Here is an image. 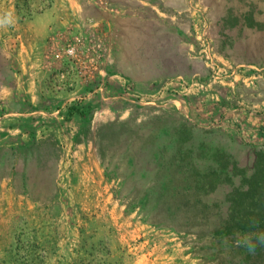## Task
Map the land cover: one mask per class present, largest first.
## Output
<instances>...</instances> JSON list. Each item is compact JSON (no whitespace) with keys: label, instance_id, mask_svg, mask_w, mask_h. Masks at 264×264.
Here are the masks:
<instances>
[{"label":"rangeland","instance_id":"374dc122","mask_svg":"<svg viewBox=\"0 0 264 264\" xmlns=\"http://www.w3.org/2000/svg\"><path fill=\"white\" fill-rule=\"evenodd\" d=\"M7 12L0 264H264V246L236 245L264 219L223 229L231 193L264 178V0H0ZM73 34L101 55L61 86L44 57ZM199 175L202 189L163 200L177 228L152 224V187Z\"/></svg>","mask_w":264,"mask_h":264},{"label":"trees","instance_id":"16d2710c","mask_svg":"<svg viewBox=\"0 0 264 264\" xmlns=\"http://www.w3.org/2000/svg\"><path fill=\"white\" fill-rule=\"evenodd\" d=\"M70 110V112L72 111L73 107H69L68 108ZM165 169V167H163ZM162 169V168H160ZM203 177L201 175H199L198 179L194 180V184L192 185L189 184L188 186L190 187L189 191H182L183 189H185L188 186H184L181 187L180 185H177L174 183V181L171 180H166V181H162L160 184L157 183V185H154L153 191L150 195H155L156 197H158L159 199L162 200L161 203H157V207H156V212L155 214L150 218V222L154 225H159V226H164V227H176L174 225L173 220H176V215L175 211L177 208H179L178 206L174 205L175 202L171 201V203H168V205H166L165 198L167 197H171V199H173V195L174 196H180L182 195V197H186V196H190L191 193L193 191H195V189H202L204 187V182H203ZM253 184L250 186V188H246L243 189L241 192L238 191V189L236 188L231 194V196H229V200H234L230 203V206H228L227 208V213H228V219L226 221H224V230H231L233 229V225H237V221H241V220H245V218H251V219H246L245 222H251L252 220H255L256 222L261 221L262 219H264V178L263 179H253ZM251 183V182H250ZM246 185H248L247 187H249V182L245 183ZM258 189H260L261 191L259 193H255ZM253 198H255L256 201H258L260 204V208H256L254 213H247V211L242 210H237V207L239 206H243V209H245V203L244 201H250ZM148 200H145L144 203L145 204ZM141 204V203H140ZM237 205V206H236ZM250 205V204H248ZM166 207V208H165ZM263 207V208H261ZM237 212V213H236ZM231 224V225H228ZM170 227V228H171ZM177 228V227H176ZM216 232H219V230H217Z\"/></svg>","mask_w":264,"mask_h":264},{"label":"built area","instance_id":"2783aa9c","mask_svg":"<svg viewBox=\"0 0 264 264\" xmlns=\"http://www.w3.org/2000/svg\"><path fill=\"white\" fill-rule=\"evenodd\" d=\"M99 50L97 43L84 34H73L66 39H58L52 35L48 40L44 58L53 77L57 78L58 84L62 86L64 81L69 79V74L75 73L77 78L82 79L90 69L89 55L95 53L99 57Z\"/></svg>","mask_w":264,"mask_h":264},{"label":"clouds","instance_id":"9594fccd","mask_svg":"<svg viewBox=\"0 0 264 264\" xmlns=\"http://www.w3.org/2000/svg\"><path fill=\"white\" fill-rule=\"evenodd\" d=\"M13 23V14L11 12H7L4 14H0V27H4ZM257 226V222L252 220L250 222V228H255ZM240 235L244 237L243 240H236V245L245 249L247 252L254 254L255 250L259 246H264V230H260L259 235L255 240L251 238L249 232H238Z\"/></svg>","mask_w":264,"mask_h":264},{"label":"crops","instance_id":"0c3cea01","mask_svg":"<svg viewBox=\"0 0 264 264\" xmlns=\"http://www.w3.org/2000/svg\"><path fill=\"white\" fill-rule=\"evenodd\" d=\"M174 29V27H172V30ZM169 31H171V28L169 29ZM174 31V30H173ZM120 54H122V57H123V55H125V57H124V61L123 62H125L126 61V52H120ZM137 61V60H136ZM134 62L135 64L137 63V62ZM7 62V59H5V61L3 62L4 64ZM22 62H23V56L21 55V51H19L18 49H17V52H16V54L14 55V57H13V59L11 60V64H12V66L13 67H11L12 68V71H15V67L17 66V68H19L20 66H22ZM3 64V66H4V69L6 70V67H5V65ZM36 66H35V71H38V70H40L41 69V61H40V59H38V61H36V64H35ZM1 67V66H0ZM39 81H37L36 82V88L38 87V88H40V85H39ZM35 90L36 89H34L33 91H27L28 93L26 94V98H27V100L31 103V104H33V103H35V102H39L40 100V97H41V95L40 96H38V95H36V94H33L34 92H35Z\"/></svg>","mask_w":264,"mask_h":264}]
</instances>
